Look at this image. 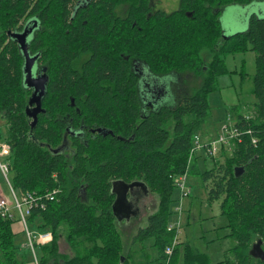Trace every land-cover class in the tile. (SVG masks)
I'll list each match as a JSON object with an SVG mask.
<instances>
[{"label":"trees","instance_id":"trees-1","mask_svg":"<svg viewBox=\"0 0 264 264\" xmlns=\"http://www.w3.org/2000/svg\"><path fill=\"white\" fill-rule=\"evenodd\" d=\"M258 1L264 2L181 0L167 14L152 10L151 0H0V116L11 146L12 182L22 191L54 196L30 217L54 234L40 264L60 263L61 227L71 248L83 247L63 264L127 262L113 214L116 182H143L155 196L157 210L135 240L154 237L165 259L175 179L185 173L194 137L209 117L208 97L223 58L248 51L256 54V118L237 117L240 143L232 157L204 172L191 164L190 172L200 174L209 202H219L224 228L237 240L226 263L264 264V255L254 259L250 253L258 239L264 254V15H252L246 31L230 36L220 21L225 8ZM120 7L127 8L124 16L117 14ZM28 22L38 24L28 46L38 56L34 73L49 79L34 127L26 115L33 90L25 84V59L8 35ZM142 69L160 82L191 71L202 84L175 108L155 109L153 98H141L147 90ZM14 223L0 219V264H24ZM179 246L170 264H177ZM200 261L203 254L187 246L184 264Z\"/></svg>","mask_w":264,"mask_h":264},{"label":"rangeland","instance_id":"rangeland-1","mask_svg":"<svg viewBox=\"0 0 264 264\" xmlns=\"http://www.w3.org/2000/svg\"><path fill=\"white\" fill-rule=\"evenodd\" d=\"M180 3L181 0H151L150 6L154 11L159 10L171 14L179 9ZM236 7L227 8L222 11L220 21L224 30H235L236 27L241 25L245 11L241 9L243 6L237 5ZM126 11V7H120L117 10V14L124 16ZM223 59V71L218 75L215 90L208 97L209 117L197 134L199 137V145L201 146L207 145L215 140L222 132L223 127L228 123L232 124L234 122L235 124L237 117L241 113L245 112L251 118H256L255 103L257 99L253 94L254 75L256 73L255 52L248 51L243 54L228 55ZM161 79V86L164 82L167 84V95L159 100L157 105H155V109L162 107L175 108L180 98L195 94L202 84V78L191 71L172 74ZM229 110L231 112H228ZM171 126L172 123L169 124V127ZM0 128L7 138L6 121L1 116ZM227 155L232 157V154H229L225 150L218 153L217 156H209L206 150L201 148L191 155V164H195L200 172H204L211 170L216 163H222ZM9 177L12 181L13 174L10 173ZM188 185L190 187V196L183 203V224L179 235L181 241L179 246L180 263L185 260L186 254V246H182V240L184 244L190 242L188 245H190L193 252L203 254L204 261L207 264H217L220 260L231 258L232 250L236 247L237 240L235 237L229 236V229L224 228L227 221L221 215L219 202H209L207 192L202 185L200 174H191L190 172ZM1 195L12 199L9 185L0 170ZM173 199L174 202L171 205L169 224H176L178 222V214L175 212V209L180 207L181 200V192L178 188L175 189ZM145 202L154 207L157 204L155 196L151 194ZM138 211V208L135 207L134 212L136 213ZM13 214L15 215L14 225L20 224L22 229L24 225L20 220L18 212L14 211ZM186 221H188L187 224ZM29 225H31L30 222ZM59 230L61 235H64L66 232L64 227H61ZM25 235L21 232L15 238L17 254L24 264L28 261L33 264L31 253L28 250L22 249L23 244L27 242ZM261 247L260 241L255 239L250 251L254 259L263 257ZM36 252L38 255L41 254L39 249Z\"/></svg>","mask_w":264,"mask_h":264},{"label":"built area","instance_id":"built-area-1","mask_svg":"<svg viewBox=\"0 0 264 264\" xmlns=\"http://www.w3.org/2000/svg\"><path fill=\"white\" fill-rule=\"evenodd\" d=\"M248 120L251 118L248 114L246 117ZM236 124V122H235ZM234 122L232 124H227L223 127L220 135L207 145H199V137L196 135L194 137L195 147L191 151L190 158L188 161V166L184 174L180 175L175 179L176 186L181 192L180 207L175 209L178 214V222L176 224H169L167 231L172 234L171 241L164 250L165 259L162 264H170L171 257L174 250L180 245V233L182 227V216H183V203L186 198L190 196V187L188 185V178L190 174L191 167V155L196 153L201 148L206 150L207 155L217 156L218 153L223 150L227 151L229 154H234L236 151L237 144L240 143V134L235 129ZM255 143V141H254ZM10 156H11V146L7 142V138L0 128V170L5 177L9 188L11 190L12 199H8L5 196H0V219L15 221L14 211H17L20 220L24 225V231L26 233L27 242L23 244V248H29L33 251L35 257V264L38 263V259L35 256V249L38 245H48L53 242V234L51 231L46 232H35L29 227V219L34 210L40 208L45 209L46 204L44 198L47 200H53V194H46L42 197L36 193L22 191L17 189L13 182L10 180L11 166H10Z\"/></svg>","mask_w":264,"mask_h":264},{"label":"crops","instance_id":"crops-1","mask_svg":"<svg viewBox=\"0 0 264 264\" xmlns=\"http://www.w3.org/2000/svg\"><path fill=\"white\" fill-rule=\"evenodd\" d=\"M236 6L237 5H232V6H229L227 8H237ZM251 6L241 8L242 10L245 11V14L243 16L244 19L241 22L240 26L236 27L235 30H230V31L223 29V32L226 36H230V35L236 34L238 32L246 31L248 29V20L250 19V17L252 15H254V14H256L258 16L264 15V2L258 1L255 4H253V8H250ZM256 6H258V7H256ZM227 8H225V10ZM228 112H231V111L229 110ZM240 112H243V111H240ZM241 114H243V113H241ZM244 114H246V113L244 112ZM147 190H148V188H147ZM148 192H149V190H148ZM129 193H131V192H129ZM157 205H158V202L154 207V206L148 205L144 201L143 204L140 205V208H139L140 211H138L136 213L134 212L135 205H132L131 209L129 210L130 212L127 213L128 216H125V218H123L122 221H117L118 222V231L121 235L123 244L125 243L124 244V254L127 255V262L124 261V258H123L121 264H162L163 254L160 251V246L157 244V241L154 237L147 238L143 241L135 240V238L139 235V232L148 226V217L157 210V207H158ZM182 221H183V218H182ZM29 222L31 223V225H29V227L32 231H35V232H38V231L39 232H46V231H48V230H44L43 228H39V225L41 223L37 219L34 222H31V220L29 219ZM187 223H188V221H186V224ZM32 225L34 226L33 227L34 229L32 228ZM22 229H21L20 224L16 225V226L14 225V230L17 233L16 237H18L21 234V232L26 234L24 231V226L22 227ZM52 234H53V232H52ZM53 237H54V234H53ZM26 239H27V237H26ZM188 244H190V242L184 244L183 240H182V246H184V247L190 246ZM58 245H59V256H57L56 259L58 262H60L59 264H63L64 261L71 260V259L79 256V254H82V248L83 247L79 251L74 250L73 248H71L68 245V243L66 242L65 237L63 235L59 237ZM48 246H50V244L38 245L36 247L35 256L38 259L37 261L39 264H40L43 256L47 255V257H48L50 250L45 251V248ZM22 249L28 250L31 253V255L33 257V264H35V257H34L33 251L28 249V248H22ZM37 249H39L41 251L40 255H38V253L36 252ZM179 249L180 248H178V254L176 255L177 264L180 263ZM226 259L220 260V262L218 261L217 264H227ZM25 264H32V262L28 261ZM180 264H184V261H181ZM200 264H207V262L206 261H200ZM210 264H212V263H210Z\"/></svg>","mask_w":264,"mask_h":264},{"label":"water","instance_id":"water-1","mask_svg":"<svg viewBox=\"0 0 264 264\" xmlns=\"http://www.w3.org/2000/svg\"><path fill=\"white\" fill-rule=\"evenodd\" d=\"M38 24H34V28H29L25 26L22 32H9L8 35L13 38L17 44L19 45L24 59V73H25V84L29 89L33 90L32 97L29 101V105L26 109V115L29 119L33 120L32 127H34L38 122L39 114L43 113L44 110L42 108V99L44 98L47 91L48 84V76L47 74L34 76V69L38 61V56L31 55L29 52V38L32 35L35 28H37ZM100 131V130H99ZM238 170L236 169V173L238 175ZM136 187H143L147 189L146 185L143 182H134L131 184H126L122 182H116L113 185V194H115L116 199L113 204V214L117 221H122L125 216H128L127 211L129 208L128 194L131 190ZM261 253L262 250H261ZM264 255V254H263ZM122 263V261H121Z\"/></svg>","mask_w":264,"mask_h":264},{"label":"flooded vegetation","instance_id":"flooded-vegetation-1","mask_svg":"<svg viewBox=\"0 0 264 264\" xmlns=\"http://www.w3.org/2000/svg\"><path fill=\"white\" fill-rule=\"evenodd\" d=\"M30 22H28L25 26H28L29 28H34V26L29 25ZM25 28V27H24ZM37 75V74H36ZM34 73V76H36ZM43 75V73L39 74ZM140 75L143 77V81L146 82L145 86L147 87V90L144 92H141V98L146 101L148 99L153 98L154 105H157L159 102V99L165 97L167 95V84L166 82L163 83L161 86L160 84V78H151L147 79L146 72L144 69L140 71ZM131 193L128 194V200H129V208L127 211H129L132 207V205H135V207H138V210L140 211V205L143 204V202L150 197V192H148L147 189L143 187H136Z\"/></svg>","mask_w":264,"mask_h":264},{"label":"bare ground","instance_id":"bare-ground-1","mask_svg":"<svg viewBox=\"0 0 264 264\" xmlns=\"http://www.w3.org/2000/svg\"><path fill=\"white\" fill-rule=\"evenodd\" d=\"M250 8H253V5Z\"/></svg>","mask_w":264,"mask_h":264}]
</instances>
